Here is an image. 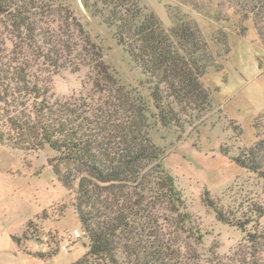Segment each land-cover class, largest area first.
Instances as JSON below:
<instances>
[{
  "label": "trees",
  "instance_id": "16d2710c",
  "mask_svg": "<svg viewBox=\"0 0 264 264\" xmlns=\"http://www.w3.org/2000/svg\"><path fill=\"white\" fill-rule=\"evenodd\" d=\"M53 1L0 0V144L27 155L44 154L69 193L80 236L68 249L85 247L74 264H199L187 239L192 234L201 244L200 225L164 168L163 152L150 130L181 128L185 117L208 109L211 91L201 79L217 57L228 53L226 30L218 31L223 54L213 53L197 26L182 23L165 29L154 13H142L137 0H93L91 7L114 27L117 42L145 77L139 86L125 87L108 75L97 49L82 52L73 41L76 36L89 42L82 30L60 35L68 38L62 44L37 32L36 20L56 7ZM168 1L187 2L192 10L215 2L221 7L218 23L231 18L242 37L244 22L250 20L264 47V0ZM182 8L191 14L187 6ZM76 51L88 56L81 62L100 77L104 99L62 100L53 93L49 69L74 59ZM254 127L256 141L233 160L264 180V117ZM204 199L220 222L244 233L250 246L257 243V234L247 229L264 210L247 207L231 221L226 210ZM13 240L19 245L20 238ZM210 255L205 264H264L245 251L227 263H213L210 258L216 256Z\"/></svg>",
  "mask_w": 264,
  "mask_h": 264
},
{
  "label": "rangeland",
  "instance_id": "374dc122",
  "mask_svg": "<svg viewBox=\"0 0 264 264\" xmlns=\"http://www.w3.org/2000/svg\"><path fill=\"white\" fill-rule=\"evenodd\" d=\"M53 2L56 7L36 20L37 32L42 30L62 44L68 38L60 35L71 31L79 34L82 30L89 42L76 36L73 41L81 44L82 52L85 47L97 49L100 62L116 83L137 87L145 82L141 70L117 42L114 27L91 7L93 0ZM137 2L144 15L154 13L165 29L182 23L197 26L213 53L217 49L218 54H223V35L218 31L226 30L228 53L217 57V62L214 60L209 67L211 71L201 79L211 91V105L203 113L185 117L181 128L154 127L150 136L163 152L162 164L185 198L188 212L200 225L201 244L192 234L187 239L195 256L200 257L199 264H205L203 259H209L212 252L216 256L210 258L213 263H227L237 258L239 251L250 252L253 259L264 261V216L258 219L256 215L253 220L257 223L248 226L247 231L258 238L250 246L244 233L232 224L220 222L203 203L204 198L211 199L226 210L231 221L232 215L235 219L242 216L244 208L264 210V180L247 173L233 160L254 144V124L264 117V47L258 34L250 20L244 22L246 32L242 37L231 18L229 23H218L221 7L215 2L206 9L203 2L200 9L193 10L186 1ZM185 6L192 10L191 14L184 12ZM3 26L0 18V32ZM75 54L78 61L68 57L60 67L49 69L53 93L62 100L87 96L104 99L100 77L87 67L85 54ZM82 58L85 62H81ZM69 199L44 154L27 155L0 144V264H74L81 259L85 248L82 244H74L66 252L60 249L64 242L58 244L64 234L80 227ZM186 235L183 233V238ZM17 236L19 246L12 239Z\"/></svg>",
  "mask_w": 264,
  "mask_h": 264
},
{
  "label": "built area",
  "instance_id": "2783aa9c",
  "mask_svg": "<svg viewBox=\"0 0 264 264\" xmlns=\"http://www.w3.org/2000/svg\"><path fill=\"white\" fill-rule=\"evenodd\" d=\"M79 236H80V232L76 229L73 230L72 232L64 234L62 238L64 244L61 245L60 247L61 251L66 252L68 250V243L72 242L75 238H78Z\"/></svg>",
  "mask_w": 264,
  "mask_h": 264
},
{
  "label": "crops",
  "instance_id": "0c3cea01",
  "mask_svg": "<svg viewBox=\"0 0 264 264\" xmlns=\"http://www.w3.org/2000/svg\"><path fill=\"white\" fill-rule=\"evenodd\" d=\"M18 237V236H17ZM19 238V237H18ZM12 239H13V237H12ZM14 241V240H13ZM15 242V241H14ZM19 246V245H18Z\"/></svg>",
  "mask_w": 264,
  "mask_h": 264
}]
</instances>
